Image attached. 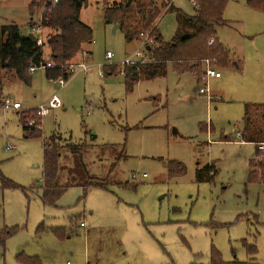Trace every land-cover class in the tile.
Wrapping results in <instances>:
<instances>
[{
  "label": "rangeland",
  "instance_id": "obj_1",
  "mask_svg": "<svg viewBox=\"0 0 264 264\" xmlns=\"http://www.w3.org/2000/svg\"><path fill=\"white\" fill-rule=\"evenodd\" d=\"M32 1L37 7L31 13ZM47 1L0 0V27L40 25ZM155 1L166 4L156 23L166 42L191 33L184 22L196 12L191 0ZM227 1V25L216 37L229 50V66L216 67L223 77L208 80L209 98L200 94L205 84L172 65L165 77L127 91L122 63L142 43L140 37L127 42L104 18L106 5L122 0H88L81 11L93 40L72 63H87V74H74L64 86L43 68L30 73V85L6 77L0 177L34 189L4 190L0 180V230L19 229L0 246V264H21L20 255L35 264H210L212 247L225 262L264 264V183L249 180L250 163L264 154L242 140L248 111L253 122L247 135L257 132L264 141V107H252L264 105V12L249 0ZM51 34L43 27L45 41ZM43 52L48 59V44ZM106 65L115 66L116 75L101 77ZM54 95L62 107L37 115L43 136L27 138L22 114ZM6 99L22 108L5 109ZM53 138L64 148L58 184L75 180L81 186L49 207L41 200L44 141ZM72 145L88 149L80 164L65 149ZM212 163L217 175L200 181L197 171ZM107 176L108 189L88 187L86 195L87 182ZM250 246L257 251L250 253Z\"/></svg>",
  "mask_w": 264,
  "mask_h": 264
},
{
  "label": "trees",
  "instance_id": "obj_2",
  "mask_svg": "<svg viewBox=\"0 0 264 264\" xmlns=\"http://www.w3.org/2000/svg\"><path fill=\"white\" fill-rule=\"evenodd\" d=\"M48 0L46 8L42 13V26L52 31L48 40L43 39V46L48 44L50 54L45 59L43 46L37 45L36 37L31 33L30 25H6L0 27V106L4 101V80L7 76L18 79L26 85L31 84V68L42 69L47 62L51 63V68L46 70V77L49 80H59L63 78L66 82L71 77L67 74V66L83 52V45L93 40V30L81 19V11L88 4V0ZM195 7L194 16H185L184 22L191 32L188 36L178 34L171 42H166L156 27V23L162 14V9L166 4L159 5L155 0H133L128 4V0L114 2L106 5L104 18L107 24L118 25L125 35L127 42H132L140 37L141 33L150 34L154 44L148 47L149 62L145 64L126 66L123 69L124 83L128 92H132L134 87L143 80H154L167 75L169 65L173 66L177 74L190 73L196 76L199 83L202 82L203 65L205 60H211L220 70L229 66V50L217 39V30L227 25L224 19L227 0H191ZM253 8L264 12V0H249ZM37 5L31 2V13ZM167 11V8H166ZM213 40V44L209 42ZM104 78L116 75L117 68L113 65L103 67ZM248 106V105H247ZM256 105L252 106L255 107ZM250 107V106H248ZM247 107V110H248ZM264 105L256 106V112H261ZM30 112V113H29ZM24 112L22 114V126L27 133V138H42V124L40 125L36 110ZM248 112V111H247ZM246 112L243 119L244 133L242 140L246 143H254L257 146L264 143L261 135L252 132L251 116ZM31 119L33 124L28 125ZM253 122V121H252ZM38 128V129H37ZM257 133V135H256ZM246 139V140H245ZM44 174L42 179L41 200L44 206L55 207L70 187L81 186L75 180L69 185L58 184L60 173V162L63 147L53 138L44 141ZM72 154L77 164L82 163V158L87 152L86 146H68L65 148ZM255 158L251 163L249 175L250 182L264 183V159L260 161ZM178 172H184L181 164ZM200 181L205 178L213 179L217 175L214 163L208 164L197 171ZM105 179H95V182H87L84 185L87 195L88 187L108 189ZM1 187L4 190L21 189L28 194L32 188L21 187L14 184L2 175L0 177ZM118 186H125L119 184ZM85 195V197H86ZM18 228H4L0 230V246L5 247L6 241L17 234ZM41 231L39 228L38 232ZM42 231H45L44 229ZM245 245L246 242H244ZM250 253H255V247L248 248ZM21 264H35L32 259L20 255L18 257ZM210 264H249L240 262H225L222 255L214 247L211 251Z\"/></svg>",
  "mask_w": 264,
  "mask_h": 264
},
{
  "label": "built area",
  "instance_id": "obj_3",
  "mask_svg": "<svg viewBox=\"0 0 264 264\" xmlns=\"http://www.w3.org/2000/svg\"><path fill=\"white\" fill-rule=\"evenodd\" d=\"M42 17V16H41ZM42 20V19H41ZM42 30H43V26L42 23L40 25H35L31 28V33L36 37V41H37V45L38 46H43V38H42ZM140 41L142 43L141 48L136 51V53L126 59L123 63H122V67H126V66H135V65H140V64H145L147 62H149V51H148V47H151V45L154 44V40L152 38H150V34H145V33H141L140 34ZM213 40H211L209 42V45L213 44ZM86 55V53H85ZM113 54L111 52H107L105 55V59L108 61H111L113 59ZM204 64L206 66L205 69V73H204V78H202V82L203 84H205V87H202L200 89V94L207 96L208 98L209 96V88L207 87V82L209 79H218L221 77V74L219 72L216 71V65H214V62H212L211 60H205ZM51 68L52 65L51 63L47 62L45 64V66H42V68ZM67 74H69L70 76H73L74 74L83 72L85 74H87L90 70V66L87 65V63H78V64H70L67 66ZM37 71L36 68H31L30 72L33 74ZM123 73V71H122ZM100 76L104 77L103 72H100ZM56 82L60 85V86H64L66 84V81L63 78H60L59 80H56ZM6 105L4 106L5 109H21V105L19 103H14L12 104L11 101L9 99H6L5 101ZM62 107V103L60 101V99L58 98V96L54 95L47 104L42 105L40 107H38L36 109L37 115L40 117H44L46 116L50 110H55V109H59ZM91 111V110H90ZM33 124V122L31 123ZM243 143V142H242ZM9 151L14 150L13 146H7L6 148ZM258 149L261 150L264 154V143H260L258 145ZM260 159H264V155L262 158ZM133 178H136V176L134 175ZM81 227H85V223H81L80 224Z\"/></svg>",
  "mask_w": 264,
  "mask_h": 264
},
{
  "label": "crops",
  "instance_id": "obj_4",
  "mask_svg": "<svg viewBox=\"0 0 264 264\" xmlns=\"http://www.w3.org/2000/svg\"><path fill=\"white\" fill-rule=\"evenodd\" d=\"M24 25H26V24H24ZM224 28V27H223ZM224 46V45H223ZM225 47V46H224ZM226 48V47H225ZM234 64L237 66L238 65V68H240V62H234ZM220 73H221V71H220ZM193 75V74H192ZM195 78H196V76L195 75H193ZM222 74H221V77L220 78H218V79H215V80H220V79H222ZM196 80H197V78H196ZM256 106H258L257 104H255ZM260 105H262V104H260ZM252 106H254V105H252ZM244 133V132H243ZM223 141H226V142H229V141H227V140H223ZM249 143V142H248Z\"/></svg>",
  "mask_w": 264,
  "mask_h": 264
},
{
  "label": "water",
  "instance_id": "obj_5",
  "mask_svg": "<svg viewBox=\"0 0 264 264\" xmlns=\"http://www.w3.org/2000/svg\"><path fill=\"white\" fill-rule=\"evenodd\" d=\"M133 0H128V4L131 3Z\"/></svg>",
  "mask_w": 264,
  "mask_h": 264
}]
</instances>
